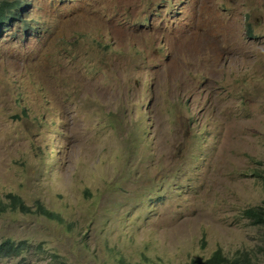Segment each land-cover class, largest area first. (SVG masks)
I'll return each instance as SVG.
<instances>
[{
    "label": "rangeland",
    "instance_id": "obj_1",
    "mask_svg": "<svg viewBox=\"0 0 264 264\" xmlns=\"http://www.w3.org/2000/svg\"><path fill=\"white\" fill-rule=\"evenodd\" d=\"M5 0H0L3 2ZM14 1V0H7ZM0 25V264H264V0H21Z\"/></svg>",
    "mask_w": 264,
    "mask_h": 264
},
{
    "label": "trees",
    "instance_id": "obj_2",
    "mask_svg": "<svg viewBox=\"0 0 264 264\" xmlns=\"http://www.w3.org/2000/svg\"><path fill=\"white\" fill-rule=\"evenodd\" d=\"M21 0L3 1L0 2V25L10 20V18L19 13V9L22 7ZM257 176H259L264 183V170H262ZM7 202L0 200V215L8 211H21L24 214H35L48 218L49 220L58 221L62 223L65 221L59 214L49 210L44 204L38 202L35 207L28 206L19 195L9 194L7 196ZM244 215L247 219H250L255 226H264V207L259 206L245 210ZM26 242L21 241L16 243L12 239L4 240L0 243V259L19 257L23 253V248ZM191 264H259L254 261V258L248 253H238L235 257L229 258L225 255L222 249H218L214 252L210 258L203 259L198 258L192 261Z\"/></svg>",
    "mask_w": 264,
    "mask_h": 264
}]
</instances>
